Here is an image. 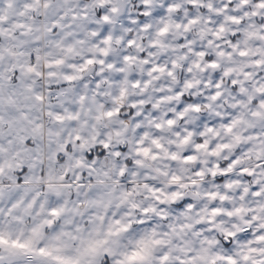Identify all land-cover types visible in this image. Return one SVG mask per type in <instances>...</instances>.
<instances>
[{"label":"clouds","instance_id":"clouds-1","mask_svg":"<svg viewBox=\"0 0 264 264\" xmlns=\"http://www.w3.org/2000/svg\"><path fill=\"white\" fill-rule=\"evenodd\" d=\"M0 264H264V0H0Z\"/></svg>","mask_w":264,"mask_h":264}]
</instances>
